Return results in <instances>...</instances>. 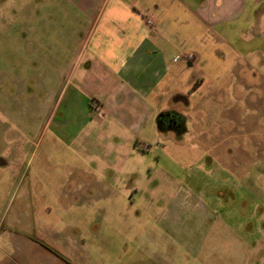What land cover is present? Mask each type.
<instances>
[{
  "label": "rangeland",
  "instance_id": "obj_1",
  "mask_svg": "<svg viewBox=\"0 0 264 264\" xmlns=\"http://www.w3.org/2000/svg\"><path fill=\"white\" fill-rule=\"evenodd\" d=\"M48 10L0 0V264H264L263 30L185 68L170 108L189 134L158 137L128 157L135 179L109 183L48 127L61 90L50 44L63 37L40 32ZM207 202L237 210L206 216Z\"/></svg>",
  "mask_w": 264,
  "mask_h": 264
},
{
  "label": "crops",
  "instance_id": "obj_2",
  "mask_svg": "<svg viewBox=\"0 0 264 264\" xmlns=\"http://www.w3.org/2000/svg\"><path fill=\"white\" fill-rule=\"evenodd\" d=\"M46 2L49 15L43 16H53L55 24L40 26V32L63 34L50 44L56 53L47 64L61 90L59 114L48 127L62 147L87 156L109 183L135 179L136 161L128 157L144 156L143 149L158 137L181 141L189 134L185 121L179 138L170 130L160 133L156 124L160 114L176 113L170 108V89L185 68L216 60L220 42L264 32V0ZM145 17L153 18L154 28L145 26ZM187 55L194 56L193 64L175 61ZM172 96L173 104L186 98ZM94 103L97 109L90 114ZM210 204H205L206 216L210 209L226 216L237 210L223 202L215 209Z\"/></svg>",
  "mask_w": 264,
  "mask_h": 264
},
{
  "label": "trees",
  "instance_id": "obj_3",
  "mask_svg": "<svg viewBox=\"0 0 264 264\" xmlns=\"http://www.w3.org/2000/svg\"><path fill=\"white\" fill-rule=\"evenodd\" d=\"M170 119L174 121L176 125L172 124L170 126ZM184 121V118L177 113L168 112L160 114L156 120V124L160 133H165L170 130L175 133L177 138H179L183 133H185Z\"/></svg>",
  "mask_w": 264,
  "mask_h": 264
},
{
  "label": "built area",
  "instance_id": "obj_4",
  "mask_svg": "<svg viewBox=\"0 0 264 264\" xmlns=\"http://www.w3.org/2000/svg\"><path fill=\"white\" fill-rule=\"evenodd\" d=\"M144 24L145 26L148 28V29H152L154 28V22H153V18L152 17H145L144 18ZM183 59L186 63L188 64H193L194 61H195V58L194 56L192 55H187V56H182L180 58H176L175 61H179ZM92 107L96 110L97 109V105L96 104H93Z\"/></svg>",
  "mask_w": 264,
  "mask_h": 264
},
{
  "label": "flooded vegetation",
  "instance_id": "obj_5",
  "mask_svg": "<svg viewBox=\"0 0 264 264\" xmlns=\"http://www.w3.org/2000/svg\"><path fill=\"white\" fill-rule=\"evenodd\" d=\"M169 122H170V126H171L172 124H175V125H176V123H175L174 121H172L171 119L169 120Z\"/></svg>",
  "mask_w": 264,
  "mask_h": 264
}]
</instances>
